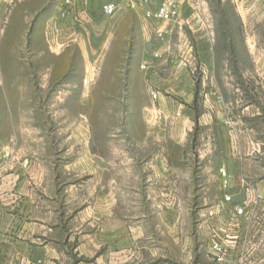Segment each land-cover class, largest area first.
<instances>
[{"label":"rangeland","instance_id":"rangeland-1","mask_svg":"<svg viewBox=\"0 0 264 264\" xmlns=\"http://www.w3.org/2000/svg\"><path fill=\"white\" fill-rule=\"evenodd\" d=\"M116 1L122 14L101 11L113 0H0V181L104 206L126 264H214L226 159L243 187L264 183V0H185L210 58L193 46L188 85L163 88L147 75L141 15ZM154 93L179 109L157 113Z\"/></svg>","mask_w":264,"mask_h":264},{"label":"crops","instance_id":"crops-1","mask_svg":"<svg viewBox=\"0 0 264 264\" xmlns=\"http://www.w3.org/2000/svg\"><path fill=\"white\" fill-rule=\"evenodd\" d=\"M113 1L115 13L122 14L125 7ZM161 1L150 0L149 7L154 8ZM174 1L179 14L173 22L147 18L142 7L132 8L126 2V7L141 15V44L148 51L150 62L147 75L152 85L158 88L165 87L167 81L177 84L184 80L188 85L191 79L185 66L186 62L191 63L189 51L193 46L207 62L211 53L210 31L200 22L192 4L185 3V0ZM158 31L163 33L162 39L157 37ZM183 93L188 103L192 95L187 88ZM154 97L158 102L157 113L170 114V107L176 111L179 109L177 104L168 102L160 93H154ZM188 111L192 114V107ZM217 123L221 128L225 126L226 130L231 124L227 117L225 122ZM225 166L232 181L226 193L232 195L234 202L245 201L247 209H252L253 214L236 225L229 220L230 205L223 198L217 202L216 213L211 220L215 238L227 236L231 242L229 254L222 264H237L241 252L249 249L252 250L249 257L251 264H262L264 183L245 188L238 182V175L243 171L238 159L227 158ZM38 191L37 187L26 186L25 182L10 186L4 179L0 181V264H126L122 247L127 239L122 238L120 222L107 235L104 221L100 218L103 209L99 207L104 206L96 204L93 209L88 206L75 209L72 201L59 199L57 189L44 199L43 192ZM255 193L259 196L257 204L252 203ZM129 241L131 243V238Z\"/></svg>","mask_w":264,"mask_h":264},{"label":"built area","instance_id":"built-area-1","mask_svg":"<svg viewBox=\"0 0 264 264\" xmlns=\"http://www.w3.org/2000/svg\"><path fill=\"white\" fill-rule=\"evenodd\" d=\"M129 5L132 8L136 6H140L144 9V15L147 18H154L163 22H173L177 20L179 10L176 2L174 0H162L156 7L150 8V0H127ZM101 11L105 15H112L115 12L116 5L114 2H104L100 6ZM157 37L163 38V33L161 31L157 32ZM221 174L225 175L226 172L221 170ZM246 187L248 183L243 182ZM258 194H254L253 204H257L258 202ZM223 201L230 205L229 211V220L230 223L238 224L241 219L246 220L249 219L252 214V209H247L245 201L234 202L231 194H224ZM231 242L229 241V237L225 236L224 238H215V235L212 239V250L214 256V262L216 264H222L229 254ZM252 250H243L238 257L237 264H251L252 260L249 258ZM264 264V262H262Z\"/></svg>","mask_w":264,"mask_h":264}]
</instances>
